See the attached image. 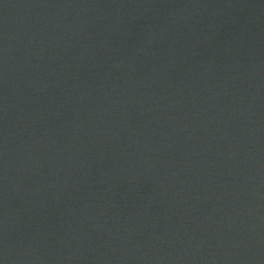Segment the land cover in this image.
<instances>
[{"label": "water", "instance_id": "1", "mask_svg": "<svg viewBox=\"0 0 264 264\" xmlns=\"http://www.w3.org/2000/svg\"><path fill=\"white\" fill-rule=\"evenodd\" d=\"M0 264H264V0H0Z\"/></svg>", "mask_w": 264, "mask_h": 264}]
</instances>
